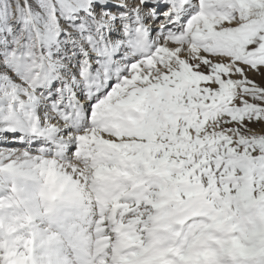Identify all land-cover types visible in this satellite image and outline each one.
I'll return each mask as SVG.
<instances>
[{"label": "snow or ice", "instance_id": "1", "mask_svg": "<svg viewBox=\"0 0 264 264\" xmlns=\"http://www.w3.org/2000/svg\"><path fill=\"white\" fill-rule=\"evenodd\" d=\"M0 264H264V0H0Z\"/></svg>", "mask_w": 264, "mask_h": 264}]
</instances>
